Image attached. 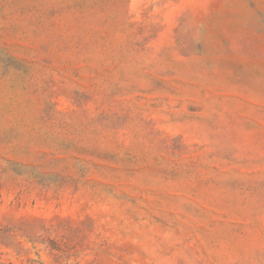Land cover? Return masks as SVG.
<instances>
[{"label":"rangeland","instance_id":"374dc122","mask_svg":"<svg viewBox=\"0 0 264 264\" xmlns=\"http://www.w3.org/2000/svg\"><path fill=\"white\" fill-rule=\"evenodd\" d=\"M0 264H264V0H0Z\"/></svg>","mask_w":264,"mask_h":264}]
</instances>
